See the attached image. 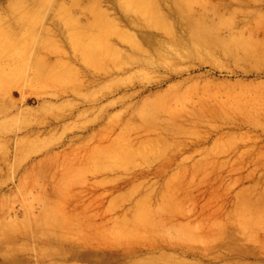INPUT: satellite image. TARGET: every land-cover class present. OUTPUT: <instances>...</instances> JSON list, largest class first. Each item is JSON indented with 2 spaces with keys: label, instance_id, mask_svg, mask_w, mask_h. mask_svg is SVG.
<instances>
[{
  "label": "rangeland",
  "instance_id": "obj_1",
  "mask_svg": "<svg viewBox=\"0 0 264 264\" xmlns=\"http://www.w3.org/2000/svg\"><path fill=\"white\" fill-rule=\"evenodd\" d=\"M11 9L0 0V264H264V0ZM154 216L177 225L151 233ZM84 219L136 251L75 257Z\"/></svg>",
  "mask_w": 264,
  "mask_h": 264
},
{
  "label": "bare ground",
  "instance_id": "obj_2",
  "mask_svg": "<svg viewBox=\"0 0 264 264\" xmlns=\"http://www.w3.org/2000/svg\"><path fill=\"white\" fill-rule=\"evenodd\" d=\"M19 1H21V0H10V6L12 8L10 12H12L13 14L17 13L16 5L18 4ZM31 1L38 2L41 0H31ZM179 10L182 11V12L180 11L182 13V15H184L185 17L187 16L186 10L188 11V9L185 10V8L181 2H180ZM183 19H186V18H183ZM261 29L264 30V27ZM86 216L87 215H84L83 218ZM247 221H248V223H253L250 219H248ZM82 222L84 223L83 224L84 225L83 226L84 227L83 228L84 229V232H83L84 239H79L77 241V243L80 244L81 251L80 252L74 251L73 253L75 254V257H78V258L84 259V260L95 259L98 262L99 260L102 259V256L98 258V256H95L94 253L97 254V253H99V251L101 252L102 247H114L115 245L112 244V243H114L112 240H115V241L123 240L126 243V247L124 246V249L121 253L122 256L136 251V244L138 241H135V240L126 241L127 239L130 238L127 234L124 235L123 238H121V239H119V238H112L111 239L110 234H109L110 231H107L105 229L103 222L101 224L102 227L97 222L89 221L87 219H84ZM133 225L137 226V223L134 222ZM176 225L177 224L175 222H173L171 217H161V216H159V217L154 216V217L150 218L145 224H143V226H146L149 229V232H151V233H158L161 229L164 232L168 233V232H171L173 229H175L173 226H176ZM138 226H141V225H138ZM232 229L235 230L234 227ZM242 233H244V232L242 231ZM230 234L234 236V235H237L239 233L237 231H234V232L230 231ZM175 240L176 241H182V239H180L178 237H175ZM109 242L111 244H108ZM106 245H114V246H106ZM154 245H152V247ZM71 264H74V263H71ZM112 264H116V262H113Z\"/></svg>",
  "mask_w": 264,
  "mask_h": 264
}]
</instances>
